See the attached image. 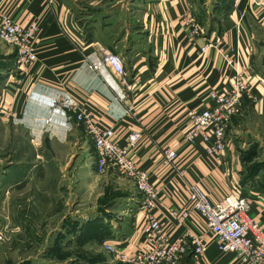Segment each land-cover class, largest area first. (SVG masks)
Instances as JSON below:
<instances>
[{
  "label": "crops",
  "instance_id": "1",
  "mask_svg": "<svg viewBox=\"0 0 264 264\" xmlns=\"http://www.w3.org/2000/svg\"><path fill=\"white\" fill-rule=\"evenodd\" d=\"M5 9L22 25L37 22L38 31L37 60L9 75L0 89V119L22 129L0 132V143L12 141L17 158L0 171V227L10 237L2 247L30 253L37 235L46 239L55 230L59 241L47 251L83 253L90 246L98 254L104 243L124 250L144 245L142 197L116 170L96 171L92 141L73 120L72 100L91 108L102 125L113 126L121 144L130 131H141L132 154L160 187L154 214L173 238L184 226L170 212L185 208L192 183H201L213 201L243 189L252 200L248 215L264 227V188L240 184L230 147L215 159L200 140L180 143L188 111L205 106L207 89L220 88L231 73L215 48L198 53L216 38L232 49L237 67L251 69L243 107L250 103L256 119L253 137L264 139V11L247 0H8ZM187 16L199 27L192 37ZM104 50L122 57L125 83L102 63ZM173 144H179L178 157L172 166L163 165L162 150ZM69 203L91 207L84 215L76 208L66 220ZM185 225L204 228L194 210ZM104 252L103 261L90 262L120 264ZM193 263L241 264L234 253H221L214 240L200 260L189 253L178 264Z\"/></svg>",
  "mask_w": 264,
  "mask_h": 264
},
{
  "label": "built area",
  "instance_id": "2",
  "mask_svg": "<svg viewBox=\"0 0 264 264\" xmlns=\"http://www.w3.org/2000/svg\"><path fill=\"white\" fill-rule=\"evenodd\" d=\"M7 1L0 0V41L14 48V66L18 70L37 60L34 38L38 26L35 21L26 25L17 22L5 9ZM247 2L264 11V0ZM184 22L190 37L199 32L193 17H185ZM220 43L221 39L208 40L198 48V53L202 55L209 48H215L231 73L223 86L207 89L205 106L188 111L187 126L180 142L194 144L200 140L206 153L215 159H220L226 148L227 130L232 117L242 111L244 96L248 94V76L251 75L249 67L236 66L232 49H224ZM101 57L102 63L120 82L125 83L127 75L122 57L109 50H104ZM93 68L97 69L98 66L93 65ZM70 109L73 120L83 127L92 141L96 171L102 174L110 169L116 170L134 182L142 197L145 215L140 231L144 245L124 250L112 243L103 244V249L120 264H178L183 255L189 253L192 259L200 260L211 240L216 242L221 253H234L241 264H264V227L248 215L252 200L243 189L213 201L201 183L189 184L185 208L181 212H170L184 226L182 235L173 238L164 220L154 214L161 202L160 187L150 181L149 172L137 166L132 154L141 139V131H130L124 144H121L115 138L114 127L102 125L91 108L72 100ZM47 121H50V117ZM178 145L163 148V165H173L178 157ZM178 172L179 176L184 174L182 169ZM190 210H194L203 220L202 230L194 231L185 225Z\"/></svg>",
  "mask_w": 264,
  "mask_h": 264
},
{
  "label": "rangeland",
  "instance_id": "3",
  "mask_svg": "<svg viewBox=\"0 0 264 264\" xmlns=\"http://www.w3.org/2000/svg\"><path fill=\"white\" fill-rule=\"evenodd\" d=\"M14 52L13 47L0 41V89L8 85L9 75H13L16 72L14 66ZM246 106L243 107L240 112L242 114H237V116H235L236 118H233L234 120L232 119L229 123L225 150L230 147L228 150H230L233 156L234 163L237 164L241 185H247L250 189L253 187L264 188V139L261 137L257 140L253 137V127L258 125L256 124V119L252 117L253 114L251 113L250 103L246 102ZM18 130L22 131L20 128H14L11 122H2L0 119V132ZM254 130L257 131V129ZM260 132H262V130ZM17 142L23 143L24 141L20 140ZM14 147L12 141H5L3 144L0 143V171L9 170L17 161V158L13 155ZM238 190H240V188ZM104 198L106 202V198L109 197ZM90 207V203L82 205L69 203L65 206L66 209L63 210V215L66 216V220H71L70 218L74 216L76 208H78L79 213H83L84 215L88 212L87 209ZM63 220H65V218H63ZM52 224L56 225L55 219ZM1 229L0 227V235H2L0 238V264H60V262H62L61 264H92L90 261L95 257L102 261L104 260L103 254L105 250L103 249V245L98 254L89 250L91 249L90 246H88L89 249L83 250V253H81L79 249L74 251L75 248L67 251H61L60 249L47 251V245H49L50 242L53 240L59 241L54 235L57 230L52 231L51 235H48L46 239L38 235L35 237L36 239L32 237L35 239V242H37L36 250L33 252H12L9 251L6 246L2 247L4 243L9 242L10 237L7 235L6 231ZM57 236L59 237L58 234ZM90 241L91 239H89V242ZM28 255H30V257H28Z\"/></svg>",
  "mask_w": 264,
  "mask_h": 264
}]
</instances>
